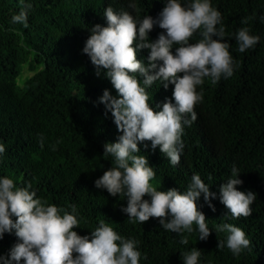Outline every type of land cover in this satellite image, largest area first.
<instances>
[{
	"label": "trees",
	"instance_id": "16d2710c",
	"mask_svg": "<svg viewBox=\"0 0 264 264\" xmlns=\"http://www.w3.org/2000/svg\"><path fill=\"white\" fill-rule=\"evenodd\" d=\"M29 2L33 7L28 12V26L11 23L12 16ZM129 2L0 0V144L5 147L0 154V178L7 176L17 186L30 182L37 198L69 213L75 205L73 214L79 227L73 230L81 236L91 237V231L104 220L119 235L139 242L140 264H184L181 253L193 248L201 251L198 264H264V22L260 20L264 0H211L222 14L225 42L231 44L229 50L237 67L230 78L212 83L205 77L197 87L203 101L195 107L197 120L190 127L184 126L180 163L173 166L159 146L152 150L150 141L139 144L141 152L137 155L147 156L155 171L150 183L158 191L176 188L184 192L192 176L199 174L216 193L211 200L216 211L203 194L197 201L211 235L206 241L200 240L194 223L192 233H183L187 244L181 243L180 234L165 230L158 218L133 222L121 211L127 206L126 197H113L106 189L95 187V181L113 166L114 157L103 156L104 145L117 142L122 133L111 112L100 103L105 89L113 96L117 92L106 78V70L98 77L90 57L83 53L90 28L95 24L107 26L103 14L108 6L117 12L129 11L138 19L146 15L156 19L167 0H132L138 11L129 8ZM247 17L254 18L243 24ZM243 27L260 36V41L240 53L235 34ZM162 32L166 34L154 26L149 39L155 41ZM199 39L194 35L190 42ZM149 51H140L138 59L147 63ZM25 68L33 74L24 79ZM173 89L174 85L165 90L155 82L146 89L150 106L162 110ZM233 166L244 182L238 190L256 193L250 205L252 215L247 218H232L219 198L220 186L232 177ZM224 223L241 228L251 241L238 256L227 248L229 233L216 232ZM219 241L225 242L223 249L217 247ZM18 242L15 230L5 233L0 240V256H9Z\"/></svg>",
	"mask_w": 264,
	"mask_h": 264
},
{
	"label": "clouds",
	"instance_id": "9594fccd",
	"mask_svg": "<svg viewBox=\"0 0 264 264\" xmlns=\"http://www.w3.org/2000/svg\"><path fill=\"white\" fill-rule=\"evenodd\" d=\"M32 7L30 2L25 3L19 13L12 16L11 23L27 27ZM128 7L138 11L132 0ZM103 15L107 26L95 24L90 28L91 35L83 53L90 57L98 77L106 70V78L117 92L113 96L105 89L100 103L111 112L122 135L117 142L104 145L103 156L114 157L113 166L95 181V187L106 189L113 197L118 194L126 197L127 206L121 211L133 222L158 218L165 230L182 236V244L188 243L183 233H192L195 223L199 239L206 241L211 230L197 201L203 194L208 206L216 211L211 203L216 193L210 191L199 174L192 176L184 192L176 188L158 191L150 183L155 171L149 166L147 156L137 153L141 152V142L150 141L152 150L159 146L173 166L180 163L185 147L184 126L190 127L197 120L195 107L203 101V93L198 92L197 87L204 83L205 77L212 83L222 77L230 78L237 67L229 50L231 44L225 42L222 14L212 6L211 0H167L156 19L150 15L138 19L129 11L117 12L111 6ZM253 18H244L242 23L248 24ZM260 20L264 22V16ZM156 25L166 30V34L162 32L152 41L149 33ZM194 35L200 39L191 43ZM235 41L238 52L244 53L259 43L260 36L251 35L250 29L243 27L235 34ZM144 49L150 50L147 63L138 59V53ZM157 81L165 90L174 85L172 98H166L159 111L150 106L146 90ZM40 145L43 148V137ZM144 148H148L147 143ZM4 152L5 147L0 144V154ZM231 171L232 177L220 186V201L232 218H247L252 215L250 205L256 193L238 190L237 186L244 182L238 178L235 166ZM31 189L30 182L17 186L7 176L0 178V240L13 230L19 240L9 256H0L2 264H20L21 261L24 264H140L138 241L119 235L104 220L91 231V237L81 236L73 230L79 227L77 216L73 214L75 205H71L72 213H69L37 198V193ZM216 232L229 233L226 245L234 255H240L251 244L245 232L232 224H220ZM217 247L223 249L225 242L219 241ZM181 256L184 264H198L201 251L193 248Z\"/></svg>",
	"mask_w": 264,
	"mask_h": 264
},
{
	"label": "rangeland",
	"instance_id": "374dc122",
	"mask_svg": "<svg viewBox=\"0 0 264 264\" xmlns=\"http://www.w3.org/2000/svg\"><path fill=\"white\" fill-rule=\"evenodd\" d=\"M32 74L33 72H30L27 70V68H25L23 78L25 79L26 77L31 76Z\"/></svg>",
	"mask_w": 264,
	"mask_h": 264
}]
</instances>
